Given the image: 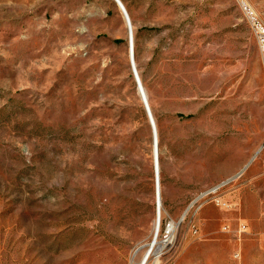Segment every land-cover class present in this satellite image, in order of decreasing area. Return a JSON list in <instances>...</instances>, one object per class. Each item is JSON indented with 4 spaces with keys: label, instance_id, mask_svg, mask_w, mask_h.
Wrapping results in <instances>:
<instances>
[{
    "label": "rangeland",
    "instance_id": "1",
    "mask_svg": "<svg viewBox=\"0 0 264 264\" xmlns=\"http://www.w3.org/2000/svg\"><path fill=\"white\" fill-rule=\"evenodd\" d=\"M121 1L0 0V264H264V0Z\"/></svg>",
    "mask_w": 264,
    "mask_h": 264
},
{
    "label": "bare ground",
    "instance_id": "2",
    "mask_svg": "<svg viewBox=\"0 0 264 264\" xmlns=\"http://www.w3.org/2000/svg\"><path fill=\"white\" fill-rule=\"evenodd\" d=\"M114 1L116 2V4L119 6V8L121 9V11L123 13V16H124V19H125V23H126V26H127V29H128V39H129V41H132L133 60H134V31H133V24H132V21H131V17L129 15L125 5L123 4V2L121 0H114ZM137 78H139V80H140L139 75H138ZM142 92H143V96L145 98L146 104L148 106V110H149L150 116H151L152 121L154 123V128L153 129L155 131V139H156V141H154L155 142V146H154L153 150H154V168H155L154 174H155L156 200H157V203H158V210H157L158 212H157L156 221H155V225H156V228H157V227H160V222H161V180H160L161 176H160V155H159V145H158V133H157L156 123L154 121L151 109L149 107L148 97H147L146 91H145L143 86H142ZM254 159H255V157L251 158V160L247 163V165L245 167L247 168L254 161ZM240 174H242V173H239V174L235 175L230 180H233V179L237 178ZM222 185L223 184H220L217 187H215L214 189H216V188H218V187H220ZM214 189H213V192H214ZM200 198H202V196L197 197L194 202L198 201ZM158 215H159V217H158ZM173 224L174 223H172L171 226H170V227H172V229H173ZM163 242H165V241H159L158 240V233H157L156 236L154 237V239L148 244V248H147L146 252L144 253V255L142 256L141 261L138 262V263L136 261L137 254L139 253V250L141 248L140 247V248H138L137 250H135L132 253L131 258H130V264H149V261H150V259L153 256L154 257L156 256V259H158L160 257V255L162 254L164 248H165V244H162Z\"/></svg>",
    "mask_w": 264,
    "mask_h": 264
},
{
    "label": "built area",
    "instance_id": "3",
    "mask_svg": "<svg viewBox=\"0 0 264 264\" xmlns=\"http://www.w3.org/2000/svg\"><path fill=\"white\" fill-rule=\"evenodd\" d=\"M241 7L253 33L255 34L260 50L264 56V23L257 12L246 1H241ZM136 79L137 83L139 84L137 77ZM168 226L170 228L171 224ZM245 230L246 228L243 226V228H241V232H245ZM234 258L237 260L241 259V254L239 251L234 254Z\"/></svg>",
    "mask_w": 264,
    "mask_h": 264
},
{
    "label": "crops",
    "instance_id": "4",
    "mask_svg": "<svg viewBox=\"0 0 264 264\" xmlns=\"http://www.w3.org/2000/svg\"><path fill=\"white\" fill-rule=\"evenodd\" d=\"M260 150V149H259ZM257 153H259V151H257Z\"/></svg>",
    "mask_w": 264,
    "mask_h": 264
},
{
    "label": "water",
    "instance_id": "5",
    "mask_svg": "<svg viewBox=\"0 0 264 264\" xmlns=\"http://www.w3.org/2000/svg\"><path fill=\"white\" fill-rule=\"evenodd\" d=\"M158 217H159V215H158Z\"/></svg>",
    "mask_w": 264,
    "mask_h": 264
}]
</instances>
